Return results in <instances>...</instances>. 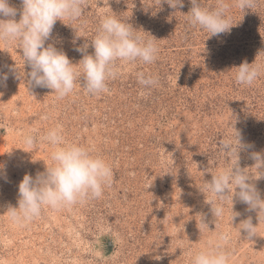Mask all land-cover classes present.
Instances as JSON below:
<instances>
[{"label": "rangeland", "instance_id": "rangeland-1", "mask_svg": "<svg viewBox=\"0 0 264 264\" xmlns=\"http://www.w3.org/2000/svg\"><path fill=\"white\" fill-rule=\"evenodd\" d=\"M218 0H200L213 9ZM232 5L230 34L208 38L206 30L189 24L190 0L171 8L158 0H85L76 21H57L46 42L62 50L73 64L105 15L126 21L158 48L152 64L121 63L107 91L89 95L83 78L72 94L58 99L50 89L26 84L27 65L14 42H0V264H191L195 251L217 232L229 234L228 264H264V220L236 202L240 215L229 222L212 215L209 194L200 188L212 174L229 166L218 142L234 127L250 145L239 164L255 177L253 152L264 155V73L251 86L235 81L242 62L264 63V0L244 12ZM10 4L21 8L20 0ZM16 19H19L17 15ZM236 24V25H235ZM158 83L142 87L136 73ZM47 119H43V116ZM58 128L65 140L86 147L112 168L113 180L98 199L60 209L45 207L25 226L7 218L17 206L18 184L25 174L35 177L52 162L53 148L37 143L27 148L24 134L37 137ZM27 151V152H26ZM249 167H251L249 169ZM264 199V177L251 181ZM5 212V213H4ZM200 215L210 232H200ZM257 225L250 239L238 225ZM160 257V259H157Z\"/></svg>", "mask_w": 264, "mask_h": 264}, {"label": "clouds", "instance_id": "clouds-1", "mask_svg": "<svg viewBox=\"0 0 264 264\" xmlns=\"http://www.w3.org/2000/svg\"><path fill=\"white\" fill-rule=\"evenodd\" d=\"M161 3L171 8L183 7V0H158V4ZM190 3L192 7L187 17L190 25L206 30L208 38L230 34L234 26L228 15L232 5L218 0L215 8L208 9L201 7L200 0H190ZM20 5L17 9L10 0H0V42H14L21 50L23 66L30 69L26 74L28 86L50 89L58 99L72 94L81 77L83 86H80L87 94L106 92L107 82L120 74L118 62L152 64L157 59L156 39L145 40L126 21L116 15H105L91 40L92 54H86L87 45L77 48L83 55L73 64L62 50L46 42L51 39L57 21H76L83 15L85 0H20ZM234 6L244 12L254 8L256 0H235ZM235 69L236 83L251 86L264 73V63L242 62ZM7 79V74L0 73V86H6ZM136 79L146 89L158 83L154 76L143 71L136 73ZM42 118L47 119V116ZM231 126L232 136L220 140L217 145L225 162L230 161V164L212 174L200 191L209 194L207 203L215 219L224 216L223 202L227 200L231 203V225L240 215L233 211L236 202L247 205L248 211H256L258 219L264 220V199L251 182L264 177V155L253 152L250 156L255 161V177L252 171L241 168L240 152L250 145L244 142L242 132L234 124ZM22 142L30 149L37 143H47L53 151L50 153L52 163L43 173L35 177L23 176L18 184L17 206H8L5 211L7 218L17 226L23 227L39 217L45 207L60 209L86 199H98L113 180L112 168L103 158L91 154L84 146L67 142L58 128H51L39 137L33 133L24 134ZM3 169L4 165L0 164V171ZM199 217L200 232H210L205 217ZM241 230L248 239L257 236V225H253L250 217L239 223V234ZM229 239L228 233L217 232L206 247L192 254L191 264H228L230 253L226 245Z\"/></svg>", "mask_w": 264, "mask_h": 264}]
</instances>
